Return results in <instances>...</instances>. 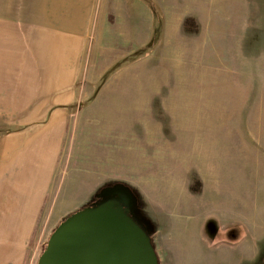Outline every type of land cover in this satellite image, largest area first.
<instances>
[{"label":"rangeland","instance_id":"1","mask_svg":"<svg viewBox=\"0 0 264 264\" xmlns=\"http://www.w3.org/2000/svg\"><path fill=\"white\" fill-rule=\"evenodd\" d=\"M0 15L81 33L37 36L34 100L0 102V140L34 124L58 147L23 264L65 216L107 198L158 264H240L244 227L264 235V0H0Z\"/></svg>","mask_w":264,"mask_h":264},{"label":"crops","instance_id":"2","mask_svg":"<svg viewBox=\"0 0 264 264\" xmlns=\"http://www.w3.org/2000/svg\"><path fill=\"white\" fill-rule=\"evenodd\" d=\"M248 13L249 9L244 17L246 21L250 18ZM80 34L65 24L61 27V22L55 23L52 18L40 21L37 17L33 20L0 15V102L34 100V92H37L34 89V41L37 36H41L46 46H53L57 35L68 38ZM68 82L61 89H51V94L64 93L67 87L69 90ZM27 109L30 110L27 114L34 116V106ZM15 113L23 114L22 111ZM24 129H19L22 139L0 140V264L24 263L46 202L56 161V133L38 139L33 124L26 130L30 135L24 138ZM259 138L264 142V134ZM40 149L43 156L38 154ZM258 190L256 194L264 195V185ZM243 230L239 243L240 264H251L252 258L256 264L260 255L264 258V235L258 238L248 235L245 227ZM250 247L254 248V257L252 253L247 254Z\"/></svg>","mask_w":264,"mask_h":264},{"label":"water","instance_id":"3","mask_svg":"<svg viewBox=\"0 0 264 264\" xmlns=\"http://www.w3.org/2000/svg\"><path fill=\"white\" fill-rule=\"evenodd\" d=\"M36 264H158L142 228L112 199L65 216L49 234Z\"/></svg>","mask_w":264,"mask_h":264}]
</instances>
